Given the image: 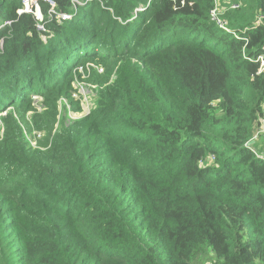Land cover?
<instances>
[{
    "label": "trees",
    "instance_id": "trees-1",
    "mask_svg": "<svg viewBox=\"0 0 264 264\" xmlns=\"http://www.w3.org/2000/svg\"><path fill=\"white\" fill-rule=\"evenodd\" d=\"M145 1L0 0V264H264V0Z\"/></svg>",
    "mask_w": 264,
    "mask_h": 264
},
{
    "label": "built area",
    "instance_id": "built-area-1",
    "mask_svg": "<svg viewBox=\"0 0 264 264\" xmlns=\"http://www.w3.org/2000/svg\"><path fill=\"white\" fill-rule=\"evenodd\" d=\"M46 1L50 5V9L53 10L54 5H55L54 0H46ZM90 1H94V0H73V4L76 7V5H82V4H85V3L90 2ZM96 1H102V0H96ZM151 1L152 0H146L144 3H140L138 6H136L133 9L132 16H131L130 20L135 19L136 16L138 15V13L143 12L151 4ZM169 1L172 2L174 9L180 8L181 6H184L186 4L191 5L192 2H193L192 0H169ZM240 1L241 0H238V2L231 1L229 3L228 1H223V0H213V7L209 10V15H210L211 20L214 21L223 30L229 32L230 29L227 27L226 21L222 18V14H223V12H224V10L226 8H228V9H236V8H238L239 5H240ZM23 6H24L23 9H21L19 12H21V11L22 12H32V13H34V15L39 20H42V16H41L40 8H39V5H38V1L35 2V4H34L33 0H23ZM57 16H58L59 19H68L70 17L69 14L63 13V12L58 13ZM255 25H264V15H260L258 17ZM39 28L43 29V26H39ZM231 32L236 36V34L233 31H231ZM256 61H258L259 64H260V67H259L258 71L259 72L264 71V55L261 54V55L257 56ZM98 71L101 72L102 68H98ZM74 95L75 94L73 92L72 96L74 97ZM38 98H40V101H41V97L38 96ZM61 103H66V100L65 99L59 100V107H60ZM41 109L42 108H40V110ZM89 111H90L89 106L84 107V111H83L82 115L88 114ZM2 114H4V113H2ZM261 128L264 129V108H263V116H262ZM1 135H2V131H0V136ZM32 135L35 138V142L33 143L31 140L29 142H30L31 146L36 147V145H37V141L36 140L41 138L44 134L41 133V132L33 130L32 131ZM247 147H249L253 152L256 153V150H255L254 147H252V144L247 143ZM259 156L264 158V154H261Z\"/></svg>",
    "mask_w": 264,
    "mask_h": 264
},
{
    "label": "rangeland",
    "instance_id": "rangeland-1",
    "mask_svg": "<svg viewBox=\"0 0 264 264\" xmlns=\"http://www.w3.org/2000/svg\"><path fill=\"white\" fill-rule=\"evenodd\" d=\"M33 1H34V4H35V2H37L38 0H33ZM223 1H228L229 3L231 2L230 0H223ZM41 16H42V14H41ZM254 19H255V17L254 16H251V17H249L247 19V21L248 22L254 21ZM2 25L3 24H1V21H0V26H2ZM79 71H80V73H82V78L87 77L84 74V72H81L82 71L81 68L79 69ZM73 86L76 89L75 92H74L75 95H74L73 98H74V100H79L80 106L82 108L81 109L82 111L80 110L78 112H75L72 109H70V107L68 106V111H67V114H66V116H67V118H66L67 124L70 121L74 120V119H77V118H80V117L85 116V115H82L83 114V111H84V107L89 106L90 110L94 107V96H95V94L93 93L92 88H91V87H94V86H90L85 81H81V80L75 81L73 83ZM32 98H33L32 99L33 100V105L38 110H40V108H41L40 98H38V95H33ZM61 107H62V103H61V105L59 107V111H60L59 117L62 116V115H64V112H62ZM2 109H3V107L0 106V111ZM2 113H4V112H0V118L2 117L1 116ZM58 127H59V123H57V125H56V128H58ZM0 131H1V119H0ZM263 131H264V129H262V128L259 127V129L257 130V132L254 135L255 137L253 138L254 143L257 140H259V142H262V138H259V135L262 134L261 132H263ZM27 138H28L29 141L31 140L33 143L35 142V138H34V136L32 134H27ZM41 138H43V137H41ZM207 259L208 258L202 257L200 259H197L194 262V264H201L199 262L201 260H203L202 264H210Z\"/></svg>",
    "mask_w": 264,
    "mask_h": 264
},
{
    "label": "water",
    "instance_id": "water-1",
    "mask_svg": "<svg viewBox=\"0 0 264 264\" xmlns=\"http://www.w3.org/2000/svg\"><path fill=\"white\" fill-rule=\"evenodd\" d=\"M249 143H250V144H253V143H254V141H253V140H251Z\"/></svg>",
    "mask_w": 264,
    "mask_h": 264
},
{
    "label": "clouds",
    "instance_id": "clouds-1",
    "mask_svg": "<svg viewBox=\"0 0 264 264\" xmlns=\"http://www.w3.org/2000/svg\"><path fill=\"white\" fill-rule=\"evenodd\" d=\"M1 112H4V114H2L1 116L5 115V113H6L5 111H1Z\"/></svg>",
    "mask_w": 264,
    "mask_h": 264
}]
</instances>
